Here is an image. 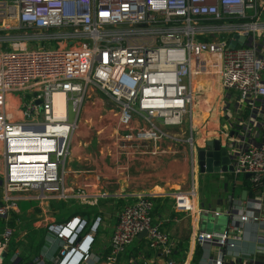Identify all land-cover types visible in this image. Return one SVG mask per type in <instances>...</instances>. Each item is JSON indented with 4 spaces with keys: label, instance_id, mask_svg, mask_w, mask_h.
Here are the masks:
<instances>
[{
    "label": "built area",
    "instance_id": "2783aa9c",
    "mask_svg": "<svg viewBox=\"0 0 264 264\" xmlns=\"http://www.w3.org/2000/svg\"><path fill=\"white\" fill-rule=\"evenodd\" d=\"M235 36L247 40L232 49ZM214 72L224 92L259 108L264 0H0V219L6 225L0 264L11 248L9 224L19 202L89 204L85 188L78 196L66 188L86 99L102 92L116 105L107 117L116 130L99 134L118 158L133 156L149 143L184 142L170 130L198 129L195 107L203 95L197 81ZM60 92L67 96L65 114L55 109ZM239 138L232 174L250 176L245 200L229 197L225 211L197 209L194 190L174 194L175 210L195 216L204 264H264V132L260 142ZM153 209L149 196L127 201L105 256L92 251L100 220L88 233L81 218L50 225L60 249L51 260L44 254L31 263L120 264L146 232L141 264H150L149 252L178 264V244L154 222ZM202 216L216 224L226 217V229L208 232Z\"/></svg>",
    "mask_w": 264,
    "mask_h": 264
},
{
    "label": "crops",
    "instance_id": "0c3cea01",
    "mask_svg": "<svg viewBox=\"0 0 264 264\" xmlns=\"http://www.w3.org/2000/svg\"><path fill=\"white\" fill-rule=\"evenodd\" d=\"M199 88L203 96L197 101L195 112L201 119H206L199 123L197 118L200 124L196 126L198 129L186 130L189 131V137L194 140L192 146L186 142L163 141L157 145L149 143L136 155L118 158L116 149L99 134L101 130H79L74 157L70 161L66 188L77 196L85 188L89 204H83L76 198L68 202L24 201L12 215L9 224L14 229L10 248L13 256L17 255L21 264L34 262L44 254L51 260L58 253L60 243L56 234L49 231V226L61 225L73 218L86 220L88 225H94L100 220L97 232L93 234L92 251L105 256L121 209L127 201L144 195L153 199L154 222L162 223L163 229L178 244L175 260L178 264H194L198 247L195 245L198 224L194 220L195 216H188L175 210L174 194L178 191L194 190L195 208L211 209L205 207L199 197L200 178H211L212 184L219 185L221 191L222 187L227 191L230 185L235 190L240 189L241 192L236 199H242L243 192L250 191L243 183L236 182L237 178L232 173L201 174L196 159L197 149L203 148L207 141L225 138L232 132H239V139L249 138L250 141L260 142L261 134L264 132V101L258 103L257 110L246 106L237 93L222 90L217 76L215 81L210 82L209 79ZM96 97L87 104L107 107L105 99L98 94ZM102 118L103 115L100 114V120ZM106 121L105 123L100 121L103 125L107 124L106 130L112 127V124L114 128L115 121L110 120L111 124ZM170 131L180 135L179 130ZM95 139L98 142L97 150L93 149ZM226 177L228 182L225 181ZM244 180L247 181L245 177ZM1 184L0 174V189ZM229 197L231 196L224 200L219 198V204L213 209L228 207ZM95 199L97 204L92 205V200ZM204 219L207 221L206 217ZM3 232L2 229L0 242ZM144 247L145 241L140 239L127 251L120 264H141L139 257L144 254ZM14 257L9 264H15L17 259ZM145 258L150 264H165L164 259L158 254L149 252ZM198 262L204 264L202 255Z\"/></svg>",
    "mask_w": 264,
    "mask_h": 264
},
{
    "label": "rangeland",
    "instance_id": "374dc122",
    "mask_svg": "<svg viewBox=\"0 0 264 264\" xmlns=\"http://www.w3.org/2000/svg\"><path fill=\"white\" fill-rule=\"evenodd\" d=\"M217 76V75H216ZM218 78V77H217ZM219 93V92H216ZM98 96H100L102 99H105L107 102V107L102 108L101 106L97 105V104H93V103H89L87 104L89 101H94L96 98L92 97L91 99H86L84 104H83V112H82V124L80 127V130H106L105 125H103L102 123H105V121L107 120L106 117L109 118V111L111 108L117 109L116 105L110 101L109 98H107L102 92H98L97 93ZM100 114L103 115L102 120H100ZM204 116V115H203ZM69 117H70V121L74 122L76 119V114L73 111V105L72 103H70L69 105ZM202 117V115H201ZM200 116L198 117L199 123L203 122L204 119H199ZM102 123H101V122ZM109 121V120H108ZM106 121V122H108ZM111 122V121H110ZM112 123V122H111ZM110 123V124H111ZM100 125V127H98ZM200 126V124H198ZM112 127H109L107 130H113V124L111 125ZM184 130V133L179 135V137H182L181 139L186 142L187 144H189L187 142V140L190 138L189 137V131ZM184 136V137H183ZM93 149L97 150V146H98V142L95 139L93 141ZM190 145V144H189ZM211 175V174H210ZM226 182H228L227 177L225 178ZM236 182L239 183H243L245 187L250 188V184L248 181L244 180V176H240L237 178ZM200 185H199V197L201 199V202L204 203L205 207H210L211 209L217 207V205L219 204V198H222L223 200L226 199L228 196H232L235 195V198L239 197L240 194V189H234V187L232 185L229 186L227 191H224L223 187H222V191H221V187H219V185H213L212 184V179L211 178H200ZM220 188V189H219ZM221 192H220V191ZM233 191H235L233 193ZM214 195V197L212 196ZM0 196H1V189H0ZM24 203V201L19 202L18 207L21 206ZM223 211H225L227 209V206H222ZM205 217H203V224H202V228H205L208 232H222L226 229L227 226V218L226 217H221L220 221L218 224L215 223V220L212 216L207 217V221H205L204 219ZM4 226H5V222L3 220L0 219V232L2 231V229L4 230ZM13 252L10 249L9 250V254L8 256H6L5 258V264H9L12 259H13Z\"/></svg>",
    "mask_w": 264,
    "mask_h": 264
},
{
    "label": "water",
    "instance_id": "95a60500",
    "mask_svg": "<svg viewBox=\"0 0 264 264\" xmlns=\"http://www.w3.org/2000/svg\"><path fill=\"white\" fill-rule=\"evenodd\" d=\"M246 40L245 37L235 36L234 40L231 41L230 47L233 49L238 46H243L246 43ZM238 137L239 132H232L225 138L207 141L203 148H198L196 151V159L200 173L211 175L218 173H233V145H235V139ZM249 178V175L245 176L246 180ZM246 196L247 192L244 191L242 199L245 200ZM249 197H251L250 194ZM145 236L146 232H143L139 236V239H143ZM15 264H21V260L17 259Z\"/></svg>",
    "mask_w": 264,
    "mask_h": 264
},
{
    "label": "bare ground",
    "instance_id": "6f19581e",
    "mask_svg": "<svg viewBox=\"0 0 264 264\" xmlns=\"http://www.w3.org/2000/svg\"><path fill=\"white\" fill-rule=\"evenodd\" d=\"M209 79L210 82L216 80L215 72L213 73V75H206L200 77L197 81V86L201 87L202 85H205ZM66 97V94L63 92L56 93L54 95L55 109L60 114H65L67 112ZM195 124L198 125V120L195 121Z\"/></svg>",
    "mask_w": 264,
    "mask_h": 264
},
{
    "label": "trees",
    "instance_id": "16d2710c",
    "mask_svg": "<svg viewBox=\"0 0 264 264\" xmlns=\"http://www.w3.org/2000/svg\"><path fill=\"white\" fill-rule=\"evenodd\" d=\"M14 214V213H13ZM93 225H88L87 228H86V233H88L90 231V228L92 227ZM202 249L201 247H197V250H196V254H195V260H194V264H198V258L201 257L202 255ZM31 263V262H30Z\"/></svg>",
    "mask_w": 264,
    "mask_h": 264
}]
</instances>
